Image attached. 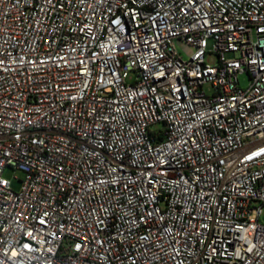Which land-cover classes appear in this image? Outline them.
Instances as JSON below:
<instances>
[{"label": "built area", "instance_id": "1", "mask_svg": "<svg viewBox=\"0 0 264 264\" xmlns=\"http://www.w3.org/2000/svg\"><path fill=\"white\" fill-rule=\"evenodd\" d=\"M263 208L264 0H0V264H264Z\"/></svg>", "mask_w": 264, "mask_h": 264}, {"label": "rangeland", "instance_id": "2", "mask_svg": "<svg viewBox=\"0 0 264 264\" xmlns=\"http://www.w3.org/2000/svg\"><path fill=\"white\" fill-rule=\"evenodd\" d=\"M176 48L185 60H188L193 53V50L190 46L186 45L185 43L179 40L176 42ZM208 63L215 64L216 63L215 58L214 57L208 58ZM240 81L242 86L244 87L249 84L248 77L245 74L240 77ZM206 91L208 93H211L212 92L211 86H207ZM24 177L25 174L22 171H14L13 169H7L4 173V178L11 182V185L15 191L20 190L21 182L19 180H23ZM261 222L264 223V208L262 212Z\"/></svg>", "mask_w": 264, "mask_h": 264}]
</instances>
